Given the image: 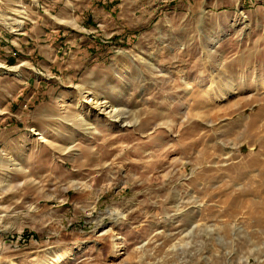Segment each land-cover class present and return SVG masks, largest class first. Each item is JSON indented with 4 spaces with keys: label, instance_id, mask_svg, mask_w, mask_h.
Listing matches in <instances>:
<instances>
[{
    "label": "rangeland",
    "instance_id": "rangeland-1",
    "mask_svg": "<svg viewBox=\"0 0 264 264\" xmlns=\"http://www.w3.org/2000/svg\"><path fill=\"white\" fill-rule=\"evenodd\" d=\"M69 1L0 0V264H264V0Z\"/></svg>",
    "mask_w": 264,
    "mask_h": 264
},
{
    "label": "crops",
    "instance_id": "crops-1",
    "mask_svg": "<svg viewBox=\"0 0 264 264\" xmlns=\"http://www.w3.org/2000/svg\"><path fill=\"white\" fill-rule=\"evenodd\" d=\"M141 1L142 0H138L139 6ZM67 4L68 5L65 4L62 12L56 16L55 23L63 21L64 19H71L73 15H71V17H60V15L63 13L70 14L71 11H75L77 13V26L75 28L73 26L65 27L61 26L60 23L52 28L56 36H58V33H61V35H59L58 38L54 37L55 39H58V42L51 43L47 49V53H55L57 57L67 53V51H74L77 56H88V60H91L94 55L101 54L100 51L102 48H106V46L99 41V37L93 34L97 30V27H87V22L84 20L85 15L88 16L93 24L94 22H100V26L98 25V27L103 29L104 34L106 33L109 36L115 34L109 33L108 31L109 28L114 26L118 29L117 33H120V31L121 33L123 31L130 33V30L137 32L143 27L145 28V25L143 24L144 20L138 21L131 19L128 14L130 6L136 4L135 1L102 0L101 3H96L95 0H70ZM113 7L119 8V14L116 16H114L115 11ZM104 8H108L109 11H106ZM68 30H75V32L71 31V34L67 36L62 33ZM127 33L122 34L127 37Z\"/></svg>",
    "mask_w": 264,
    "mask_h": 264
},
{
    "label": "bare ground",
    "instance_id": "bare-ground-1",
    "mask_svg": "<svg viewBox=\"0 0 264 264\" xmlns=\"http://www.w3.org/2000/svg\"><path fill=\"white\" fill-rule=\"evenodd\" d=\"M10 19H12V17L10 18ZM18 28H16L17 30H20V27L19 26H17ZM1 64V63H0ZM0 68H1V66H0ZM190 93V92H189ZM104 104V102L103 101H101V100H99V99H97V100H95V105L97 106V107H99V108H101V109H103V111L104 110H106L105 108H106V106L105 105H103ZM46 136L44 135V134H42V136H41V138L40 139H42V141L43 142H45V141H47L46 140ZM45 189V188H44ZM202 205V204H201ZM109 232V231H108ZM118 238L119 237H116V235H114L113 236V247H116V253H118L119 251H118V249H117V246H118V242H117V240H118ZM119 255H121V254H117V256H119ZM116 255L114 256V257H117ZM62 256H60L59 257V259L61 258ZM62 259H64V257L62 258Z\"/></svg>",
    "mask_w": 264,
    "mask_h": 264
}]
</instances>
